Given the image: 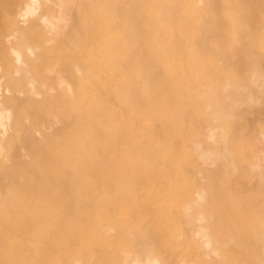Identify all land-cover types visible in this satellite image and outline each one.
Wrapping results in <instances>:
<instances>
[{"label":"bare ground","instance_id":"bare-ground-1","mask_svg":"<svg viewBox=\"0 0 264 264\" xmlns=\"http://www.w3.org/2000/svg\"><path fill=\"white\" fill-rule=\"evenodd\" d=\"M260 109L264 0H0V264H264L199 183Z\"/></svg>","mask_w":264,"mask_h":264},{"label":"rangeland","instance_id":"rangeland-1","mask_svg":"<svg viewBox=\"0 0 264 264\" xmlns=\"http://www.w3.org/2000/svg\"><path fill=\"white\" fill-rule=\"evenodd\" d=\"M253 120H256V121H253ZM257 120H260V121L257 122ZM252 122H253V123H251L252 127L253 128L255 127L253 129L254 134L257 135L258 130H260V128H262V126L264 125V112H263V110L260 109L254 113L253 118H252ZM259 123H261V124H259ZM262 123H263V125H262ZM257 125H258V128H257ZM252 149H253L252 147L251 148H243L242 152L237 155L239 159L236 161V169L234 171L233 179L230 181L231 183L229 185L220 184L219 181L208 182L205 179L199 182L201 184L200 186L204 190H207V193L209 194V196L214 195V202H212L210 205V209L212 211L210 209H208L207 213H209L211 211V212L221 214L222 216L225 217V220L235 219L233 221V224H234L233 227L230 226V227H224V228H233V229L239 231L243 236L242 243L246 241L244 233L247 232V229L251 228L254 230V232L259 231V230H262L264 232V228H263L264 227V225H263V223H264V169H263L264 163H262V165H261V167H263L262 168L263 171H262V169L260 170V172L262 174H260V176H258L259 178H257L255 176L256 174L254 172H252L251 169L249 168V160H250L251 156L253 155ZM244 153H245V155H244ZM242 165H244V166H242ZM240 167H241V169H240ZM210 170L213 172L212 169H210ZM196 171H197V169L194 168L193 166H191V165L188 166L187 173L190 176ZM243 172H246V173L243 174ZM223 174H224L223 170H220L217 177L220 179L221 177H223ZM242 175H244V176H242ZM254 176L258 180H256L254 178ZM261 178H262V180H261ZM229 195H232L234 198L239 199V204L236 206H230V205H224L223 206L222 199L227 200V197ZM243 195H244V197H243ZM248 198H250V199L248 200ZM245 199H246V201H245ZM221 207H224V209L217 210V209H220ZM230 207L236 208V209H232ZM205 213H206V211H205ZM236 215H238V216H236ZM236 218H237V220H236ZM246 224H247V226H245ZM248 226H249V228H248ZM253 230H251V231L253 232ZM153 239L154 238L149 236L148 241H152ZM237 242L238 243L241 242L238 239V237H237ZM122 255L123 254L120 251L116 255L115 262H110V263L109 262H106V263L83 262L81 264H133V260H131V259L126 260L125 255L124 256H122ZM174 263L176 264L177 262L172 261V264H174ZM56 264H64V263L58 262Z\"/></svg>","mask_w":264,"mask_h":264}]
</instances>
